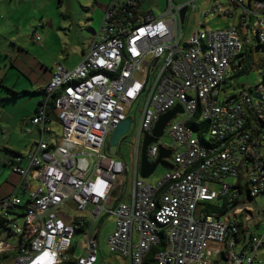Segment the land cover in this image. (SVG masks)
<instances>
[{
    "label": "built area",
    "instance_id": "built-area-1",
    "mask_svg": "<svg viewBox=\"0 0 264 264\" xmlns=\"http://www.w3.org/2000/svg\"><path fill=\"white\" fill-rule=\"evenodd\" d=\"M138 1L108 0L83 61L73 69L57 66L43 88L32 119L40 140L12 159L20 180L0 200V216L7 219L13 207H27L23 225H12L21 247L13 264H62L87 221L75 264H97L96 225L104 213L114 219L107 239L111 251L128 264H210L212 253L224 252L225 264L255 261L263 237L250 233L240 241L239 235L253 214L260 215L252 203L264 195V68L263 82L255 87L227 94L223 84L242 70L247 45L264 50V0H226V9L223 0H213L203 10L198 0H169L160 16L140 9ZM238 9V24L212 30L198 24L184 36L188 12L234 18ZM52 99L62 128L55 145L47 114ZM143 99L124 201L117 191L128 167L108 155L107 138ZM178 105L186 117L171 124L173 143L159 138L147 153L154 163L161 147L170 151V170L149 183L140 175L143 140ZM71 206L79 212L92 207L90 220L71 216Z\"/></svg>",
    "mask_w": 264,
    "mask_h": 264
},
{
    "label": "rangeland",
    "instance_id": "rangeland-1",
    "mask_svg": "<svg viewBox=\"0 0 264 264\" xmlns=\"http://www.w3.org/2000/svg\"><path fill=\"white\" fill-rule=\"evenodd\" d=\"M140 9L144 11H152L156 16L162 15L168 7L169 0H140ZM189 0H172L173 5H183ZM223 8H228L226 0L222 1ZM215 5L213 0H198L196 6L199 10ZM108 6V0H0V81L5 77L6 71L17 74V69L11 67V61L17 60V66H27L29 72L35 71L36 74L52 72L57 66L66 69H73L78 66L89 51V46L95 33L99 30L102 19ZM240 10L235 13L234 18L227 17L223 14L216 17L200 18L198 13L188 12L184 36L189 37L197 28L198 24L206 26L208 30L223 29L233 23L238 24ZM40 36V41L35 40V36ZM255 47V46H253ZM263 50L253 48L249 52V58L246 62L247 73H243L232 77L223 84L225 93L234 94L236 92L255 87L263 82L262 68L264 56ZM7 67V69H6ZM12 68V69H10ZM9 81L11 80L8 75ZM6 90L0 86V99ZM27 92L24 100L19 104L33 99V93L29 95ZM222 93L223 95L225 94ZM39 99V98H37ZM0 100L4 110L8 112L12 107L10 102ZM35 100V99H33ZM43 101V100H42ZM38 103V102H36ZM145 107V99L140 100L129 111L128 116L131 121L128 133L120 139L117 149V158L123 161L128 170L124 175L123 183L119 191L122 193L124 201H128V194L132 185L133 178V157H134V133L140 116ZM186 116L179 114L172 118L164 129L163 136L160 141L166 145H171L173 140L168 135L170 126ZM7 116L0 113V125L8 124ZM11 123V122H10ZM52 143L55 145L62 136V128L59 123L52 122ZM10 132H6L0 127V157L5 154L4 146L10 140ZM23 137L20 145L23 147H31L33 143H38L40 137L36 134L29 135L26 132L18 133ZM208 138V136H207ZM13 140L11 141V143ZM27 145V146H26ZM174 149V148H172ZM26 154V153H25ZM88 157L87 155H84ZM169 158L168 161H170ZM10 169H7V171ZM170 166L161 163L155 172L147 179L149 183H157L168 171ZM233 179L227 182L232 183ZM254 207L261 208L260 215L253 214V220L246 223V228L241 234L245 233L246 239L250 237V233L257 237H263V244L256 253L253 264H264V195L255 199ZM71 216L83 217L89 215L92 207H88L85 212H79L74 206L70 207ZM203 205L198 208L197 216H200ZM214 212V209L208 210ZM227 214V211L219 213L220 216ZM5 226H0V253L5 252L9 255L4 264H12L15 254V246L19 244V237L11 233L13 222L23 225V218L9 215ZM15 219V221H12ZM90 220V217H88ZM93 222V220H91ZM244 222V221H243ZM98 232V264H128V262L114 254L108 244V237L114 228V219L111 215L104 213L101 220L96 225ZM244 240V235L241 236ZM82 238L81 233H77L74 242L77 249L80 250ZM225 252L220 255H212L210 264H225ZM247 264V263H246Z\"/></svg>",
    "mask_w": 264,
    "mask_h": 264
},
{
    "label": "crops",
    "instance_id": "crops-1",
    "mask_svg": "<svg viewBox=\"0 0 264 264\" xmlns=\"http://www.w3.org/2000/svg\"><path fill=\"white\" fill-rule=\"evenodd\" d=\"M10 66L17 69V74L13 78L14 74L12 75L6 71L5 77L0 81V86L6 90V93L3 91V98L0 100L5 99L4 101L10 102L9 105H12L13 107L8 112H6L0 103V113L2 112V115L10 118L6 126L0 125V127L4 128L6 132H10L9 138L11 141L13 140L12 143L9 141L7 145L4 146L5 154L0 157V200L12 195L16 185L20 180L19 175L14 173L10 167L12 159L18 155H25V153L27 154L36 145V143H33V145L29 148L21 146L20 140L22 141L23 137L18 133L26 132L29 135L36 134L39 137L41 136L40 126L33 124L32 119L36 116L37 110L44 99V92H42V90L52 76V72L36 74L34 70L31 72L26 70L27 66L18 67L17 60L11 61ZM8 75L11 77L10 81L8 79ZM24 91H29V95L33 93L32 96H34L33 99L35 100L30 99L25 103L22 102L19 104V101H23V97H25L27 93ZM15 93H17V95H15ZM7 169L10 170L7 171ZM242 235H244V239L246 238L245 233H240V241H243L241 239ZM17 246H15V248ZM77 253H80V250H78ZM3 254H5V252L0 253V264H4V261L6 260L3 258ZM212 255L220 254L212 253Z\"/></svg>",
    "mask_w": 264,
    "mask_h": 264
},
{
    "label": "water",
    "instance_id": "water-1",
    "mask_svg": "<svg viewBox=\"0 0 264 264\" xmlns=\"http://www.w3.org/2000/svg\"><path fill=\"white\" fill-rule=\"evenodd\" d=\"M182 19L185 18L186 15V9L182 10ZM260 49V48H259ZM264 54V50L263 53ZM257 98V95H255ZM179 113H183V109L181 106H175L172 110L169 112L161 115L156 122L152 135L145 136L142 144L141 149V166H140V175L143 179H148L156 170L159 164L163 163L164 161H167L170 156L171 152L168 150H165L163 147L159 150V156L158 159L151 163L148 160L147 153H148V147L151 143H155L158 141L159 138L163 136L164 129L166 128L167 124L170 122V120L175 117V115ZM131 125V121L129 119H126L122 121L111 133V135L107 138V153L109 156L117 157V149L118 144L121 138H123L129 131Z\"/></svg>",
    "mask_w": 264,
    "mask_h": 264
},
{
    "label": "trees",
    "instance_id": "trees-1",
    "mask_svg": "<svg viewBox=\"0 0 264 264\" xmlns=\"http://www.w3.org/2000/svg\"><path fill=\"white\" fill-rule=\"evenodd\" d=\"M140 3H141V1L139 0L138 1V4L140 5ZM253 48H260V46L253 47V46L247 45L245 47V49H244L245 50V53H244L245 58H243L242 61H241L242 70L238 73V75L248 72V70H246V67H247L246 62H247V60L249 58V52H252L253 51ZM262 55L264 56V54H262ZM261 68L262 69L264 68V62H263V65L261 66ZM42 92H43V90H42ZM15 95H17V93H15ZM40 105H42V102H41ZM47 114H48V118H49V120L51 122H57V123H59L58 117H57L56 112H55V100L54 99L50 100L49 103H48V106H47ZM190 125L196 126L193 122H190ZM204 126H205V124H203L201 126V127H203L202 128V132H206V127H204ZM163 163H166V164H168L171 167V164L168 161H164ZM115 193H117V192H115ZM209 207L210 208H213L212 206H209ZM26 210H27L26 205H17V206L13 207L9 211V214L14 215L16 217H20V216H22V215L25 214ZM76 219H78V218H76ZM8 221H10V220L7 219V218H4L3 216H0V226H5V224ZM12 221H15V219H13ZM89 226H90V222H88V221L85 222L84 225L77 231V233H83L85 231V229H87ZM242 231H244V230L241 229L240 232H242ZM11 233L14 234V232L12 231V229H11ZM15 249H16V251H15L13 260L20 253L21 247L20 246H17ZM76 249H77V246H76V243L74 242V245H73L72 249L68 252V260L65 261V262H63L62 264H75V256L78 254L77 253L78 250H76ZM7 257H9L8 254H6V253L3 254V258L6 259Z\"/></svg>",
    "mask_w": 264,
    "mask_h": 264
}]
</instances>
